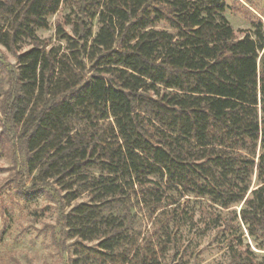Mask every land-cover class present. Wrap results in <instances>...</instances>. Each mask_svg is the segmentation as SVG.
<instances>
[{"label": "trees", "instance_id": "obj_1", "mask_svg": "<svg viewBox=\"0 0 264 264\" xmlns=\"http://www.w3.org/2000/svg\"><path fill=\"white\" fill-rule=\"evenodd\" d=\"M62 3L0 0V45L16 60L0 110L19 129L33 189L57 185L68 204L88 194L62 218L65 236L102 264H160L124 217L102 214L136 192L145 209L173 206L164 183L222 209L240 205L264 251L261 31L236 39L223 0H82L97 33L82 20L73 37L58 28L61 52L36 31ZM236 246L230 264H256L248 244Z\"/></svg>", "mask_w": 264, "mask_h": 264}, {"label": "rangeland", "instance_id": "obj_2", "mask_svg": "<svg viewBox=\"0 0 264 264\" xmlns=\"http://www.w3.org/2000/svg\"><path fill=\"white\" fill-rule=\"evenodd\" d=\"M81 2L63 0L58 12L48 19L49 28L36 31V36L49 47L65 52L67 41L61 39L57 29L73 37L75 23L82 20L91 27L94 37L98 25L82 16ZM223 3L222 17L235 38L249 36L255 40V33L260 30L264 52V0ZM28 49L27 42L20 45L21 52ZM7 68H16L15 56L0 45V102L9 89ZM18 134V128L5 124L0 110V264H102L76 247V239L65 236L67 230L62 223L74 205L88 202V194L68 204L57 185L33 189ZM256 186L253 178L250 189ZM161 187L163 196L172 197L173 206L145 209L143 199L148 197L136 192L125 197L115 211H104L102 216L124 217V223L131 224L129 233L137 237L140 252L152 251L160 264H230V249H237L239 241L242 248L249 245L256 264H264V251L254 249L240 221V205L222 209L207 198L182 197L164 183ZM84 245L92 248L96 242Z\"/></svg>", "mask_w": 264, "mask_h": 264}]
</instances>
